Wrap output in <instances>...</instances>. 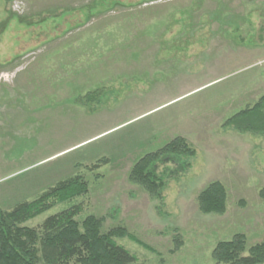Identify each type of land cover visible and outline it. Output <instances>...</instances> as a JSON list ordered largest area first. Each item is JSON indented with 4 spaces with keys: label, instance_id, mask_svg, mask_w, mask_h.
<instances>
[{
    "label": "rangeland",
    "instance_id": "1",
    "mask_svg": "<svg viewBox=\"0 0 264 264\" xmlns=\"http://www.w3.org/2000/svg\"><path fill=\"white\" fill-rule=\"evenodd\" d=\"M263 97L264 0H0V209L78 175L86 196L25 225L80 205L141 264H215L264 241V138L223 128ZM175 137L195 157L160 205L128 174ZM211 182L222 216L198 211Z\"/></svg>",
    "mask_w": 264,
    "mask_h": 264
},
{
    "label": "trees",
    "instance_id": "2",
    "mask_svg": "<svg viewBox=\"0 0 264 264\" xmlns=\"http://www.w3.org/2000/svg\"><path fill=\"white\" fill-rule=\"evenodd\" d=\"M223 128L264 138V97L252 108L227 119ZM194 157L195 151L185 140L175 137L157 151L139 158L129 171L128 181L141 188L151 201L162 205L169 182L186 175ZM99 167L97 161L88 170ZM88 192L87 182L77 175L58 182L32 201L18 202L8 210L0 209V264H141L116 242L127 238L137 243L133 235L121 227L103 232V220L94 216L78 221L82 213L80 205L50 215L36 227L25 225L56 205L86 196ZM259 197L264 199V188L259 191ZM226 199L224 186L211 182L197 197L198 211L202 215L222 216ZM177 242L175 251L181 247ZM211 259L215 264H264V241L247 246L244 235H234L215 245Z\"/></svg>",
    "mask_w": 264,
    "mask_h": 264
}]
</instances>
